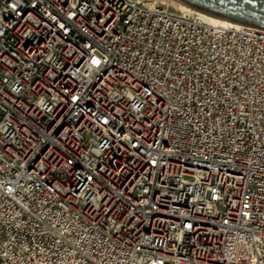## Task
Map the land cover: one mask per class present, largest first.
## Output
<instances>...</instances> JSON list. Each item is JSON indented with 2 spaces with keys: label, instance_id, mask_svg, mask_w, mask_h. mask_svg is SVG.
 Wrapping results in <instances>:
<instances>
[{
  "label": "built area",
  "instance_id": "1",
  "mask_svg": "<svg viewBox=\"0 0 264 264\" xmlns=\"http://www.w3.org/2000/svg\"><path fill=\"white\" fill-rule=\"evenodd\" d=\"M151 0H0V264H264V31Z\"/></svg>",
  "mask_w": 264,
  "mask_h": 264
},
{
  "label": "water",
  "instance_id": "2",
  "mask_svg": "<svg viewBox=\"0 0 264 264\" xmlns=\"http://www.w3.org/2000/svg\"><path fill=\"white\" fill-rule=\"evenodd\" d=\"M191 11L264 31V0H171Z\"/></svg>",
  "mask_w": 264,
  "mask_h": 264
},
{
  "label": "rangeland",
  "instance_id": "3",
  "mask_svg": "<svg viewBox=\"0 0 264 264\" xmlns=\"http://www.w3.org/2000/svg\"><path fill=\"white\" fill-rule=\"evenodd\" d=\"M168 1H171V0H163V1L162 0H151V2L155 3L158 6L165 8L168 12L172 14H178L181 11H183L181 8H179V5H176L177 3L173 1L172 2H168Z\"/></svg>",
  "mask_w": 264,
  "mask_h": 264
},
{
  "label": "bare ground",
  "instance_id": "4",
  "mask_svg": "<svg viewBox=\"0 0 264 264\" xmlns=\"http://www.w3.org/2000/svg\"><path fill=\"white\" fill-rule=\"evenodd\" d=\"M163 1V0H162ZM160 2V1H159ZM168 2H172V1H168ZM176 5H179V4H176ZM154 6H156V4H154ZM179 8H181L182 10H187V8H185V7H183V6H181V5H179ZM180 9V10H181ZM208 17V16H207ZM210 19H211V22L212 23H215V24H219V23H223L224 21H221V20H218V19H214V18H211V17H209Z\"/></svg>",
  "mask_w": 264,
  "mask_h": 264
}]
</instances>
